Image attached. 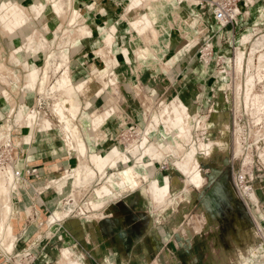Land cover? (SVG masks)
Masks as SVG:
<instances>
[{"label": "crops", "instance_id": "0c3cea01", "mask_svg": "<svg viewBox=\"0 0 264 264\" xmlns=\"http://www.w3.org/2000/svg\"><path fill=\"white\" fill-rule=\"evenodd\" d=\"M36 1L0 0V5L3 2L2 6L9 10L11 7L16 8L13 5L15 2L32 13ZM61 1L65 7L64 13L69 16L68 21H63L52 9H48L51 0H46L48 6L43 9L40 16L34 12L28 18L26 25L19 26L22 30L29 25L30 35L34 27H38L44 40L56 39L60 32L66 35L61 42H58L59 47L55 50L43 54L36 45H30L23 51L21 43L24 44L32 39H24L21 34L24 31L20 30V32L19 28L12 33L7 31L9 36L6 39L0 35V64L3 65L0 69V89L3 90V93H0V130H5L4 127L9 124L13 125V128L11 126L8 129L10 133L4 142L11 141L15 146V163L11 169L21 172V177L15 180L17 188L14 186L11 188V196L8 200L12 209L8 215L11 220L8 224L13 228L10 237L15 235L17 238L13 237L12 240L15 249L10 259L1 256L0 264H23L24 261L27 264H68V260L63 256L65 249H68L72 257L81 264H261L264 246L258 248V244L261 237L259 231L264 227V172L253 171L250 189L254 192L256 200L238 194L230 179V170L227 166L231 161V145L225 140L224 135L228 129L226 121L229 113H225L224 108L228 107L226 93L231 83L227 82V75L230 72L227 68L220 71H217V68L230 65L234 61L236 51L232 49L236 48L235 39L242 37L243 33H249L244 35L241 41L243 43L249 42L251 35L253 42L264 39V0H239L240 14L236 25L224 29L215 21L211 10L201 9L207 25L214 24L215 28L212 31L206 30L204 34L196 28L190 30V36L195 38L193 42L195 51L192 54L187 51V59L180 56L181 53H178L176 48L165 47L164 50L163 44L158 46V43H154L152 39L150 41L143 39L149 38L148 22L146 26L137 28V26L132 27L128 20L121 19L123 4L128 0ZM131 2L137 6L135 0ZM190 2L194 3L196 0ZM75 7L78 18L73 26L70 25V15ZM0 24L2 25L1 22ZM84 24L92 29L109 24L115 26L112 35L113 53L116 54L117 59L115 64L106 67L99 55L102 53L99 50L106 48L105 41L107 42L108 34L100 28L95 30L92 36L78 37V29ZM165 24L167 25L168 21L166 23L161 19L157 27ZM194 30L198 32L195 34L198 37L191 35ZM53 42L50 41L49 44ZM241 42L238 40L239 44ZM210 44L211 47L205 50L206 45L210 46ZM125 49L129 51L124 53ZM246 50H248L247 45ZM246 50H244L245 54H247ZM244 53L242 50L238 51L237 69L234 74L246 78L251 74L256 75L257 69L250 70V67L256 63L254 57H251L248 66L241 68V64H244ZM48 55L58 61L56 63L61 74L65 70L70 72L74 86L80 81L87 83L86 93L78 91L75 87L81 110L74 123L81 140L85 142L88 155L92 153V155L101 154L108 157L102 170L93 163L100 173L103 174L107 169L109 179L111 174L132 167L139 159L142 162L152 160L150 155L145 154L147 151L143 148H140L143 150L141 154L128 156L127 153L131 150L129 147L132 145L127 142L125 135L132 131H127L130 124H133L135 129H145L143 141L147 137L146 146L154 145L158 152V144L166 142L167 137L170 139L169 143L173 144L178 137L187 135L198 113L197 116L207 119L208 131L213 125L219 131L215 137L210 131L207 132L201 137L207 141L192 146L196 148L195 157L202 180L196 181L193 166L187 163L186 155L190 151L185 154L181 162L177 160L175 163L177 167L174 165L176 160L173 161L172 155L161 156V161L156 162L150 179L157 178L156 186L167 187L168 192L166 182L170 180L171 200L162 207L157 206L148 190L150 182L143 181L141 185L129 189L119 188L122 190L116 191V196L106 198L102 207L98 209H86L88 202H85L82 206L79 205L81 211L77 212L80 213L70 214L61 219V213L73 208L71 203L66 202L67 197L73 196L75 186L71 182L73 179H68L64 191L60 192L57 185L52 182L61 179L69 172H74V167L80 162L76 151H82L71 136L68 138L69 133L64 129L63 122L57 115L52 114L50 117L52 122L46 120L43 126L44 129L50 123L52 125L50 130L42 129L43 133L35 130L33 134L30 133L37 119L32 120L28 115L31 110H27L37 105L39 93L42 91L43 96L53 94L57 97V101L62 94L61 90L55 89L57 82L49 86L46 74L38 77L39 83L36 82L35 89L29 88L34 87L28 84L29 71L32 67L38 69L37 65H41L38 61L47 58ZM13 58L15 60L11 62ZM169 59L172 62L177 60L171 67H165ZM240 59L241 64H238L237 61ZM19 63L21 67H18ZM259 65L264 67V54L260 55ZM212 66L215 68L213 69ZM261 69L258 68L260 71ZM105 70L109 75L108 84L102 80V85L99 77ZM111 79L114 80L113 83ZM41 80H44L43 85ZM221 80L224 83H221ZM252 82V78L243 80L241 86L242 92H247L244 94L246 101L252 97L254 87V84L251 85ZM117 90H120V95H117ZM239 90L240 86L234 85V92L237 93ZM220 94L223 96L222 99ZM113 95L118 97L119 102L112 105L110 99ZM146 96L151 99L150 104L147 105L149 108L146 106ZM177 96L188 104L186 130L173 137L169 133L162 136L164 126L169 123L162 108L170 107V117L176 116L174 109L176 107L182 109ZM233 100L236 102L235 97ZM255 100L259 101V107L264 108V93L256 96ZM114 105L115 110L119 111L107 110L106 114L100 115L103 118L101 125H96L94 128L92 119L85 121V126L83 125V113L93 118L96 112L105 108L111 109ZM21 109L24 111L20 115L24 113L27 115L26 121L30 124V131L27 128H20L17 115ZM213 112L215 116L212 115ZM106 117L109 118L105 121ZM162 121L163 125L160 124ZM198 122L200 120L197 117V127ZM221 124L222 127H217ZM210 139L214 140L215 146L209 141ZM203 142L210 147L208 155L203 154L201 148ZM114 145L119 147L116 156L123 155L128 162L127 165L119 161V167L112 166L115 156H111V151ZM256 150L252 160L260 162L256 165L257 168H264L261 162V157L264 156L262 138L258 139ZM31 155L34 156L33 159H29ZM20 160H22L21 166L18 164ZM132 160H135V163L130 165ZM164 160L169 162L165 167L162 164ZM182 162H185L184 166L181 165ZM236 164L237 167H234L237 173L242 172L244 169L240 166L241 161ZM145 166L147 167L146 164ZM179 168L182 173L190 176L192 185L200 187L205 177L207 183L201 189L186 190ZM100 173L90 182H82L78 186L85 192V185H90L93 191L89 199H96L95 188L106 179L105 176L101 178ZM113 189L115 188L111 189L112 193ZM167 193L161 196L156 193V196L163 199ZM84 208L85 212H83ZM15 211L16 215H14ZM56 212L60 213V218L57 220L59 226L50 234L54 226L51 220ZM201 214L205 215V223L200 229L189 233L190 227L198 225L200 217L196 216ZM28 253L31 259L24 258Z\"/></svg>", "mask_w": 264, "mask_h": 264}, {"label": "rangeland", "instance_id": "374dc122", "mask_svg": "<svg viewBox=\"0 0 264 264\" xmlns=\"http://www.w3.org/2000/svg\"><path fill=\"white\" fill-rule=\"evenodd\" d=\"M2 3L0 5V22L2 23L3 27L0 24V35L3 37V39H6L9 36L8 32L12 33L17 28H19V31L21 30L19 25H17V24H14L15 27H13V30L12 29L10 30L9 27H7L10 24L9 22L17 21L16 19L18 17H20L21 15L26 16V19L28 20V18L31 16V14H34V12L38 16H40L41 13L43 12V10L37 11L35 9V7H32L34 12L31 13V11H27L25 8L20 6L19 3L14 2L13 5L16 6V10H15V12H13L12 15H8V14H6V11L8 9L4 8V6H2ZM189 4H190V2H189ZM15 17H16V19H14ZM60 17L63 21H68L67 18L69 16H67L66 13H64ZM28 28H29V25L27 28L21 30V31H24L23 33L20 31L22 36L24 37V39H32L31 41L30 40L26 41L24 44L21 43V46L23 47V49H22L23 51L27 50L30 45H36V47L39 49V51L41 53L46 54L47 52H49L51 50H55L57 47H59L58 42L59 41L61 42V40L64 39V37L66 36L60 32L59 34H57L56 39H50V40L45 39L44 40V36H43V34H41V30H38L39 29L38 27H34V31L31 33V35H30ZM194 32L192 31L193 34H191V35H195L196 33H198L195 30H194ZM245 34H249V33L245 32V33H243L242 37H240L239 39H235V41L237 43L235 45L236 48H234L232 50L236 51V56H237L239 50H242L243 53L245 52L244 50H246V45H247L248 50H246L247 54L244 53V64H243V66L244 67L248 66V62L250 61L251 57H254V62H256V63L250 67V70L253 68H256L257 69V72H255L256 75L251 74L249 77H246V78L245 77L243 78L241 76L237 77L234 74L236 69H237L236 68V56H235L234 61L230 65L218 67L217 71L225 70V68H227L228 71L230 72L227 75V78H228L227 82L231 83V87L228 86V91L226 93L228 102H227V104L225 102V104L228 107L224 108L225 113H229V114H227V115H229V117L227 118V121H226V124H227L226 126L228 129L226 130L227 133H225L224 135L226 136L225 140L229 143V145H231V153H230L231 154L230 155L231 161L228 163L229 165L227 164V166L230 170V176H231L230 179L234 185V188L236 189V191L238 192V194L240 196H244V197L246 196V198H248V196H249L251 199L256 200V196H255L254 192L250 189V185H252V182H253L251 180L252 175H254L253 171L257 170L258 173L264 172L263 167L262 168L256 167V165L260 164V162L255 160V159H254V161L252 160L254 152L257 151L256 147H257L258 139L262 138L264 140V108L259 107L258 106L259 101L256 102V100H255L256 96H259V94L264 93V67L259 65L260 55L264 54V39L253 42V39L251 38L252 35H251V37L249 38L250 41L247 43H243L241 41L244 39ZM196 36L197 35H195V37ZM147 40L150 41L151 39H147ZM238 40H239V42H241V44L238 43ZM50 41H54V42L52 44L51 43L49 44ZM104 41H105V39H104ZM105 44L107 46L106 41H105ZM102 49H100L99 51L101 52ZM106 50H104V51H106ZM164 50H165V47H164ZM97 54H99V52ZM147 54H149V52ZM99 55H100V59L103 62H106L105 57L102 58L103 53H100ZM16 56H17V54H16ZM180 56L185 57L187 59L188 53L184 52V53L180 54ZM246 57H248V59ZM177 59H178V57H177ZM177 59H175L174 62ZM14 60H15V58L11 59V62H14ZM167 61L168 62L165 64V67H171L174 64V62H172L171 59H169ZM38 62L41 63V65H37V67H39V69H38L39 70V78L41 77V75L46 74L48 76L49 86H51V85L53 86L56 83V81L62 75L61 70L58 68V65L56 63L58 61L53 60L51 58V56L48 55L47 58L45 57L43 60H41V61L39 60ZM0 66H1V64H0ZM2 67H3V65L0 67V69ZM18 67H21V63L18 64ZM212 68L214 69L215 67L212 66ZM231 68H232V70H231ZM258 68H262L261 71L258 70ZM30 73H31V70L29 71V74ZM29 74H28V84H29ZM249 78L253 79V82L251 83V85L254 84L253 85L254 87L252 86L253 90H252L251 99H249V101L248 100L246 101V98L244 95L245 93L242 92L241 86H242L243 80L245 81L246 79L248 80ZM38 83H39V81L37 82V84ZM101 83H102V80H101ZM221 83H224V82L221 80ZM37 84H35L33 88L29 87V85H28V87L33 90L36 88ZM102 85H103V83H102ZM234 85L240 86L239 92H237V93L234 92ZM234 97L236 98V102H234V100H233ZM44 99L45 100L43 102V105L40 107L41 114L37 116V121L34 122V124H33V126H34L33 131H30V126H29L30 124H29V122L26 121L27 115L25 113L23 115H20V113L22 111H24L22 109L18 112L19 115H17V119L20 123V128H27V130L30 131L31 134H33L35 130H38V132L43 133L42 129H43V126H44L46 120H50L52 122L50 117L52 116V114L56 115L54 113V107H55V104L57 102V98L53 94H51V95L45 94ZM242 100L243 101L245 100V102L242 103L241 102ZM110 102L112 103V105L115 103H118L119 102L118 97L114 96V95L111 96ZM150 102H151V99L146 96V106L148 104H150ZM31 109H32V107H31ZM112 109H114L113 112L119 111L118 109H117V111L115 110V105H114V107H112L111 109L105 108V109H103V111L96 112L97 114L95 113L96 115L95 114L94 115L97 118V115L106 114L107 110H112ZM26 110L27 109H25V111ZM29 110L30 109H28L27 111H29ZM194 114H195V112H194ZM194 114H193V116H194ZM197 115H198V113H196L195 118L193 120L194 123L193 122L191 123L190 128H189V125H187V127L189 128L187 135L185 134L181 137H178V140L173 141V144L169 143L170 139L167 137L165 139L166 142H163L162 144H158V152L154 148V145H153L154 150L151 149L149 152L148 151L146 153L144 152L146 155L147 154L150 155L152 160H150V162H145L142 159L143 162L147 165V167H146L147 168V172H146L147 174H146V177L142 176L136 182H134V186L141 185L143 181H149L150 184H149L148 190H149L153 200L156 202L158 207H162L163 205L168 203V201L171 200V183H170V180L166 182L168 185L169 192L167 191L168 193L163 199H159L155 193V187L158 184V182L156 181L157 178H154V179L151 178L150 179V176L153 173L152 171L155 168L156 162L161 161V158H162L161 156L166 157L168 155H170V156L172 155L173 161L176 160V162L174 161V165H175V167H177L175 164V163H177V160L179 162H181L182 159H184L185 154L187 152H189V151L191 152L193 150V148H194V147H192L193 144L198 146L201 141H207V140L202 139L201 137L205 136L206 133L209 131L211 132V135H213L215 137L219 132L218 130H216V127L214 128L215 125L210 126L211 130L208 131L209 128L206 125H208L209 123H207V119L205 117H200ZM212 115L215 116V113L213 112ZM197 117H198V120H200V122H199L200 127L196 126ZM108 118L109 117H106L105 121ZM204 118H205V120H203L201 122V120ZM160 124L163 125V121ZM160 124H158V126ZM187 124H188V122H187ZM93 125H94V128H96L95 123H93ZM11 126L13 128V125L9 124V125L4 127L5 130H0V139H1L0 142H2V141L4 142L6 137L9 136L8 134L10 132H8V129ZM53 127L55 128V124L53 125ZM134 127L135 126H133V124H130L127 131L128 130H132V131H131V133L128 132L125 135L127 142L132 145L129 147L131 150H129L127 153L128 156H131V157L135 156L136 154H141V152L143 150H141L139 147H137V145L139 146V144L143 141V138L145 136V129H142V128L141 129H135ZM217 127H219V128L222 127V124L219 126L217 125ZM30 140H31V138H30ZM195 140L196 141L199 140V142H196ZM209 141L212 142V145L215 146V144H214L215 142L213 139H210ZM134 145H136L137 148ZM236 151H238V152H236ZM155 152H157V153H155ZM70 153L72 154L74 152H70ZM76 153H78L80 162L78 164H76V166L74 167V172L73 173L69 172V174L65 175L61 179L53 181L52 184H56L58 190L60 192H63L67 180L73 179V180H71V182L75 186V189H74L73 196H70V197H72L74 199V201L70 202V203L73 205V207H77V211H81V207L79 205L82 206L85 202H88L85 206L86 209H90V210L91 209H98V208L102 207V205L104 204V200L106 198L116 196L117 195L116 191H119L122 189H129L131 187H134L133 185L132 186L130 185V186L124 187L122 189H119V188L113 189V193L111 195L107 196L103 200L102 204H99L100 205L99 207L95 206L93 208V205H91V204L96 199L92 200V199L88 198L89 196H91V192L93 191V189L91 190V187H89L90 185H85L86 191L84 192V189H82L78 186H80L82 184V182H88V181L90 182V180L94 179L98 175V173H100V172L97 170L98 168H95L96 166L93 164L95 162L92 160V153L90 155H88V150L83 154H82V152H80L78 150L76 151ZM94 153H97V152H94ZM98 153H100V152H98ZM262 154H264V152ZM262 154L260 156H262ZM33 158H34V156H32V155L29 156V159H33ZM186 159H187V157H186ZM195 159H197V158L195 157ZM247 159H249V160H247ZM238 161H241L240 166H241V168L244 169L240 173H237V170L235 169V167H237L236 162L238 163ZM261 162H263V164H264V156L261 157ZM134 163H135V160H132V162L130 161V165H132ZM168 163L169 162L167 160H164L162 162L164 167L166 165H168ZM18 164L21 166L22 160H20ZM184 164H185V162H182L181 165L184 166ZM242 164H243V166H242ZM190 165H192V164H190ZM89 169L91 171H89ZM106 170L104 171L103 174L100 173L101 178H103L104 176L106 177L105 181L100 186L105 184L106 181L108 180L109 175H108ZM179 171L182 173L180 168H179ZM256 174H257V172H256ZM182 175H183L182 181L185 185L186 190L193 189V188L194 189H201L207 183V178L205 177L204 183L200 187H196L195 185H192V183H191L192 180L188 174L186 175V174L182 173ZM246 175L249 177L247 178ZM204 176H205V174H204ZM240 176H242L243 179L240 180V178H239ZM248 181H250V182H248ZM100 186H98L97 188H99ZM11 187L12 186H10V191H11ZM97 188H95V191ZM88 193L90 195H87ZM69 198L67 197V201ZM9 199H10L9 194H6L4 196L0 195V206L2 205V203L8 204ZM9 202H11V200ZM85 208L83 209V212H85ZM70 211L71 210L68 209V211L61 213V219L63 217H66V216H70V213H69ZM3 212L0 210V214H2ZM4 213L6 214V212H4ZM5 214H4V216H5ZM75 214L76 213H74L72 215H75ZM14 215H16V211H15ZM196 217L197 218L200 217L198 225H196L195 227H190L191 225H189V227H190L189 233H190V231L193 232L192 230L200 229L201 226L206 221L205 215L201 214V215H198ZM9 219H10V216L6 215V220H7L6 223L11 222V220H9ZM61 219H60V221H61ZM193 221L194 220H192V222ZM49 224H50V220H49ZM259 233H260L261 237H259L260 240H259L258 248H260V246H264V227H263V229H261L259 231ZM13 237H15V235ZM13 237H8V238L4 237L3 239L2 238L0 239V244H1V246H0L1 247L0 248L1 249L0 250V257L5 256V257L10 259V257H11L10 255L13 254L14 250L10 253H2V249L7 248L8 242L12 241L14 239ZM16 244H17V242H16ZM63 256L65 259L68 260V264H81L77 259L72 257L71 252L68 249H65L63 251ZM262 256H264V254H262ZM24 258L31 259V258H29V256H25ZM261 258H263V257H261Z\"/></svg>", "mask_w": 264, "mask_h": 264}, {"label": "bare ground", "instance_id": "6f19581e", "mask_svg": "<svg viewBox=\"0 0 264 264\" xmlns=\"http://www.w3.org/2000/svg\"><path fill=\"white\" fill-rule=\"evenodd\" d=\"M130 1L131 0L125 1V4H123L124 9L122 10L121 19L128 20L130 24L132 25V27L137 26V28L146 26L148 22L149 26L147 27H149V30H148L147 36L149 38L144 37L143 39H152L154 43H158V46L160 44H163V46L168 49L176 48L178 53H181V54L187 51L190 54H192L195 51V47L193 45L195 38L190 36V33H191L190 30H193L196 28L200 30L201 34H204L206 30L212 31V29L215 28L214 24L207 25V23L205 22L203 13L201 11V5H202L203 0H196V2L194 3L190 2L192 0H135L137 2V6L135 5L134 2L130 3ZM187 2L188 3L190 2V4H188ZM46 6H48V3L46 2V0H37L33 7H35L37 11H41ZM48 9H52L56 14L62 16L65 10V7L62 4L61 0H51V5L48 6ZM74 9L75 10L70 15V25H73V26L77 23V18H78V11L76 7ZM15 10H16L15 7H11L7 11V14L11 15L13 14V12H15ZM153 14L155 16H153ZM18 18L17 19L16 17L14 18L17 21L9 22L10 24L7 27H9L10 30L13 29V27H15L14 24H17L19 26L27 24L26 16L21 15ZM161 19L163 22H166V23L168 21L169 25L165 24V25L159 26L158 28L157 25H159V20ZM171 19L173 20L172 22H171ZM80 27L82 28L79 29L78 37H81V38L92 36L93 33H95V30H98L100 28H102L108 34V38L106 42L107 50L105 48L102 49V53H103L102 58L105 57L106 59V62H105L106 67H110L111 65L115 64L117 59H116V54L113 53V44H112V39H114L112 35L114 34L113 31H115V26L112 24H109L107 26H100V27H96L95 29L93 28L94 30L92 29V27L87 26L85 24ZM70 30L68 31L70 32ZM210 47H211V44H210ZM128 51H129L128 49H125L124 53ZM110 53H111V56H110ZM67 56L68 55H66V57ZM237 63L241 64V59L238 60ZM242 66L243 64H241V68H243ZM38 69L36 67H32L31 69L30 79H29V84L31 86L35 85L38 80V77H39ZM107 74L108 73L106 70L101 72L99 81L101 82V80H103L105 81V84H108ZM41 82L43 85L44 80H41ZM56 82H57V85L55 86V89H58L59 91L61 90L62 94L59 100L56 102V105L54 107V113L63 122L64 129L66 130V132L69 133L68 138L69 136H71V138L77 142L78 147L81 148V151L85 153L87 148H86L85 142L82 141L80 138V133L78 131L77 126L74 123V120L78 118L80 114V110H81L80 103L78 100V95L76 94V91H75V87L78 89V91L82 93H86L87 83L86 81H81V82H78L76 86H74L72 77L68 70H65L64 73H62V76ZM111 82L113 83L114 80L111 79ZM0 93L2 94L3 90L0 89ZM116 93L117 95L121 94L120 90H117ZM245 94H247V92H245ZM219 96H221V99L223 98L222 94H220ZM247 98H249V96H247ZM177 100L180 101L182 109L177 108V107L174 109V114L176 116L172 115L173 120L169 115V113L171 112L170 107L164 106L162 108L164 115L167 116L166 120L169 121L168 125H165L162 130L163 132L162 136H165L166 133H169L173 137L177 133H182L183 131L186 130V121L188 117L187 111L189 110L188 104L184 100H182L181 97L177 96ZM147 108H149V106H147ZM181 110H183V112ZM28 115L32 120H36L38 116L36 113L31 112V111L28 112ZM95 115L93 116V118L95 119L94 120L89 114L83 113V117H82V121L84 122L83 125L85 126V123H86L85 121L87 120L91 121V119H92L91 122L95 123V125H101L103 121L102 116L97 115V118H96ZM198 127H200L199 122H198ZM51 128H52V125L48 123L44 127L43 130L46 131L47 129L50 130ZM147 140L148 138L145 137L144 141L140 143L139 146L137 145V147L146 149V151H150L151 149H153V146H146ZM157 140L158 139H156V141ZM8 142L10 141L8 140L5 141V143H8ZM72 145L73 144H71V146ZM134 146L136 147V145ZM201 148H202L204 155H208V153H210V147L209 145L207 146L205 142H203ZM118 152H119V147H117V145H114L111 151V156L113 155L115 156L112 161L113 167H119L120 166L118 164L119 161H121V164H124V165L128 164L126 158L123 155L116 156ZM195 154H196V148L194 146L193 150L186 155L187 163L192 164L193 170H194V178L196 179V181L200 182V180H202V177H201V173L199 170L198 162L195 159ZM107 159H108L107 156H104L101 154L92 155V160L95 162L96 166L100 170L103 169L104 164L107 161ZM11 168L12 166H8V167L1 166L0 167V195L2 196L6 194H9V196L11 195L10 186L12 187L14 186V188L17 187L16 186L17 182L15 181L17 178L16 173L17 171L20 172V170H16V169L13 170ZM146 174H147L146 166H145V163L141 161V159H139L138 162L132 167L129 166L126 169L117 170L116 172L111 174V176L109 177V179L107 180L105 184H103L101 187L96 189L95 191L96 200L91 205H93V208L95 206L99 207L100 206L99 204H102L103 200L112 193L111 192L112 188L116 189V188H124L130 185L134 186V182H136L142 176L146 177ZM155 192L160 196L164 195L167 193V187H157L156 186ZM0 208L2 212L3 211L6 212V214L3 212L5 216L2 213L3 215L1 214L2 217L0 218V239L1 238L3 239L4 237H7V238L10 237L11 233L13 232L12 231L13 228L10 226V224H8V222L6 223L7 221L6 215H9L12 209H11V205L7 203H4L2 206H0ZM59 218H60L59 212L55 213L53 220H51L50 218L51 222L54 223L53 224L54 226L52 227L50 234L54 231L56 227L59 226V223L57 221ZM13 249H14V242L9 241L7 248L2 249V253H6V252L10 253L13 251Z\"/></svg>", "mask_w": 264, "mask_h": 264}, {"label": "built area", "instance_id": "2783aa9c", "mask_svg": "<svg viewBox=\"0 0 264 264\" xmlns=\"http://www.w3.org/2000/svg\"><path fill=\"white\" fill-rule=\"evenodd\" d=\"M239 0H203L201 9L202 10H211L214 16L215 21L220 25L221 28H226L228 26H234L237 23L238 16L240 14L239 6H238ZM209 45H206V49H209ZM44 96L41 93H39V99L38 103L35 107H32L30 109L32 112L36 113L37 115L41 114L40 107L43 105L44 102ZM134 131V130H133ZM14 149L15 146H13V143L8 142H1L0 143V167H8L12 166L15 163V157H14ZM16 177H21V173L17 171ZM240 180L243 179L242 176L239 177ZM74 199L70 197L67 204H70V202H73ZM74 213H80L77 212V207H73L71 209L70 214ZM31 258L29 253L26 255ZM261 258V263L264 264V256ZM30 262V261H29ZM23 264H27V262H23Z\"/></svg>", "mask_w": 264, "mask_h": 264}]
</instances>
